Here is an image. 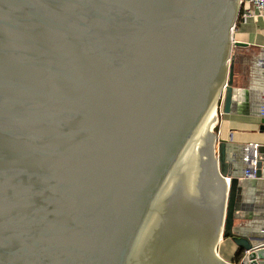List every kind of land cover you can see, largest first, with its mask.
<instances>
[{"label": "water", "instance_id": "water-1", "mask_svg": "<svg viewBox=\"0 0 264 264\" xmlns=\"http://www.w3.org/2000/svg\"><path fill=\"white\" fill-rule=\"evenodd\" d=\"M238 4L0 0V264H264L210 128L219 99L263 101L233 84Z\"/></svg>", "mask_w": 264, "mask_h": 264}, {"label": "crops", "instance_id": "crops-1", "mask_svg": "<svg viewBox=\"0 0 264 264\" xmlns=\"http://www.w3.org/2000/svg\"><path fill=\"white\" fill-rule=\"evenodd\" d=\"M248 19V20H247ZM239 27L242 29V33L239 40L248 42L247 47L252 49L250 45H259L260 50L261 46H264V18L255 17V18H247ZM259 50V51H260ZM257 54L251 55V63L254 62L258 57ZM264 58V53L260 57V59ZM260 66V64H259ZM253 67V65H252ZM261 70L264 71L263 67H260ZM260 69L250 70V82L249 79L247 82H242L240 80L239 74L234 72L233 74V84L236 87H250L253 91V94H256L259 98H263L264 96V72ZM263 76V77H262ZM262 78V79H260ZM262 80V81H261ZM254 95H250L249 99L246 102H235L233 106V110L229 113H221V118L219 121V126L217 132L220 137L235 142L236 155L239 161L243 164V167L247 165L244 160V156L250 145L253 142H257L264 145V132L258 131V121L259 115L256 113L257 107L259 103L256 104L250 98H254ZM242 105L246 103V105L242 107H248L249 111L244 112L243 110H239L238 104ZM223 129L226 130V134L223 133ZM264 153V152H263ZM262 175L258 179L249 178L248 180H252L253 183L247 186L246 191L243 193V203L244 208L240 211L242 212L241 218L234 219V225H243L245 227L256 226L257 229L263 225L264 222V158H262ZM244 169V168H243ZM243 173V170H242ZM222 239H227L233 244L229 245V251L226 252L224 257L228 261H234V254L237 250V246L229 237H223ZM216 248L218 245L216 244ZM223 252V251H222ZM224 258V259H225Z\"/></svg>", "mask_w": 264, "mask_h": 264}, {"label": "built area", "instance_id": "built-area-1", "mask_svg": "<svg viewBox=\"0 0 264 264\" xmlns=\"http://www.w3.org/2000/svg\"><path fill=\"white\" fill-rule=\"evenodd\" d=\"M255 17L264 18V0H239L238 11L232 28L237 27L236 25L238 21L244 22L247 18H255ZM259 52L260 53L264 52V46L261 47V50ZM262 83L264 85V81ZM257 113L259 116L264 117V96H263V101L260 102L259 106L257 107ZM256 147H257V143L253 142L244 156V160L247 163V165L243 169V175L246 178L256 177V168H257ZM261 229L264 231V222L263 225L261 226Z\"/></svg>", "mask_w": 264, "mask_h": 264}, {"label": "rangeland", "instance_id": "rangeland-1", "mask_svg": "<svg viewBox=\"0 0 264 264\" xmlns=\"http://www.w3.org/2000/svg\"><path fill=\"white\" fill-rule=\"evenodd\" d=\"M243 22L242 21H238L237 22V27L234 28L235 31H238ZM248 45V44H247ZM247 45L245 46H235L233 47L232 53L234 55V72H236L237 74H239L240 80L242 82H247V80L249 79V82L251 80L250 78V70H254L255 69H260V66L257 65V60L258 57L260 55V52L258 53V57L255 60V66H254V62L251 63V55L252 54H257V52L260 50V46L259 45H250V47H252V49L248 48ZM262 47V46H261ZM253 65V67H252ZM262 79V78H260ZM219 105H220V99L218 100L217 104H216V111H217V121L215 122V124L212 126V131L213 132H217L218 126H219V121L221 118V113L219 112ZM225 241V240H224Z\"/></svg>", "mask_w": 264, "mask_h": 264}, {"label": "bare ground", "instance_id": "bare-ground-1", "mask_svg": "<svg viewBox=\"0 0 264 264\" xmlns=\"http://www.w3.org/2000/svg\"><path fill=\"white\" fill-rule=\"evenodd\" d=\"M248 20V19H247ZM242 29H239L238 31H235V29L234 28H231V39L232 40H239L240 39V36L239 35H241V33H242ZM240 41H243V39L242 40H240ZM264 52H261L260 53V55H259V57H258V60H257V65H259L260 64V67H263L264 68V58L263 59H260V57L262 56V54H263ZM260 70H261V68H260ZM261 71H263V70H261ZM264 72V71H263ZM263 77V76H262ZM242 104L241 103H239L238 104V108H239V110H241L242 111ZM214 111H215V121H213L211 124H210V128H211V130H212V126L215 124V122L217 121V111H216V105L214 104ZM257 111V110H256ZM218 133V132H217ZM223 133L224 134H226V130L225 129H223ZM218 135H219V133H218ZM220 136V135H219ZM223 237H219L218 238V240H217V245H218V248H216V245H215V250H216V253L220 256V257H222L223 259L225 258L224 257V255L226 254V252L227 251H229V245L230 244H233L232 242H230V241H228L227 239H222ZM225 240V241H224ZM223 251V252H222ZM223 253H224V255H223ZM225 260H226V258H225Z\"/></svg>", "mask_w": 264, "mask_h": 264}, {"label": "trees", "instance_id": "trees-1", "mask_svg": "<svg viewBox=\"0 0 264 264\" xmlns=\"http://www.w3.org/2000/svg\"><path fill=\"white\" fill-rule=\"evenodd\" d=\"M239 257H240V251H239V249L237 248V250H236V252H235V254H234V261H237Z\"/></svg>", "mask_w": 264, "mask_h": 264}]
</instances>
